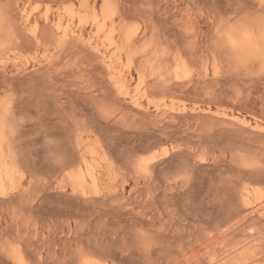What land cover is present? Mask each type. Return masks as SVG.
Returning <instances> with one entry per match:
<instances>
[{
    "label": "rangeland",
    "instance_id": "obj_1",
    "mask_svg": "<svg viewBox=\"0 0 264 264\" xmlns=\"http://www.w3.org/2000/svg\"><path fill=\"white\" fill-rule=\"evenodd\" d=\"M94 1L0 0V8L10 11L8 24L14 26L0 31V100L4 95L12 97L17 131L7 145L14 151L15 160L21 166L25 154L39 152V157L32 159L34 163L42 162L45 153L39 144L45 139L41 129H46L56 133L57 139H65L77 159L80 149L87 155L91 149L96 150L97 154L87 160L102 173L99 195L88 196L73 193L74 186L64 174L53 175L48 181L51 186L41 193L43 199L31 205L39 209L37 218L31 209L24 210L22 194L28 187L24 179L32 178L21 167L20 189L7 197L0 196V264H13L3 250L5 243L13 240L22 241L30 264L42 259L52 264L71 253L78 243L89 244L88 238L77 232L80 218L87 216L93 226L112 218L123 226L129 212L142 222L137 225L139 231H149L151 245L145 248L138 244L135 231L130 230L127 237L121 232L118 244H109L104 235L100 237L103 244L93 237L91 247L96 252L92 254L112 264L126 260L138 264H207L204 258L188 262L186 257L207 241L208 232H220L247 216V223H237L226 233V244H232L244 237L249 226L261 229L264 220L262 212L252 213L242 200L246 184L264 193V183L260 182L264 175V132L252 131L215 114L225 110L264 122V79L233 74L226 60L211 47L220 19L233 17L236 10H227L229 0H224L225 7L216 8L211 16L207 5L216 0H111L113 5H119L116 17L122 25L146 30L144 40L167 50V62L173 63L174 57L181 54L193 71L191 82L151 79L149 96L145 97L137 81L138 69L145 67L146 58H138L131 68L126 65V56L117 60L118 71L131 80L130 95H136L146 107L139 110L119 96L114 73L104 65L102 54L91 51L76 38L61 42L63 32L54 27L65 2L78 8ZM98 1L100 7L103 0ZM253 3L258 6L259 0ZM22 8L31 15L30 26L22 24ZM62 19L69 29L79 26L77 17L62 14ZM34 22L39 25L38 38L28 29ZM94 28L88 17L83 27L86 40L102 42L103 37ZM104 51L108 55L113 52L111 47ZM215 60L221 67L218 75L214 72ZM106 89H110L114 103L104 125L114 119L112 127L119 125L123 145L152 148V153H158L153 164L160 166L147 179L135 175V168L116 165L119 171L113 170L116 162L104 139L108 128L89 124L93 102L97 95H106ZM21 100L23 105L19 104ZM156 103L165 105L169 112L184 107L187 111L164 119L162 112L155 109ZM65 114L72 118L66 119ZM78 132L84 136L80 147L75 138ZM173 157L179 160V169L170 170L163 163ZM218 194L223 199H218ZM108 231H112L111 226ZM110 239L116 240L117 236L113 234Z\"/></svg>",
    "mask_w": 264,
    "mask_h": 264
},
{
    "label": "bare ground",
    "instance_id": "obj_2",
    "mask_svg": "<svg viewBox=\"0 0 264 264\" xmlns=\"http://www.w3.org/2000/svg\"><path fill=\"white\" fill-rule=\"evenodd\" d=\"M82 4L85 5V7L76 8L72 3L74 9L67 12L63 11V13H61L55 20L54 27L56 30L63 32L61 41L64 42L70 37L76 38L85 42L84 44L89 46L91 51L97 54H102L104 65L114 73V86L122 100L129 101L139 110L146 108L144 104L138 100L136 95H130L131 80L123 75L122 70L118 71L116 62L124 56L127 58L126 65L128 68H131L138 58H146L145 67L138 69V84H140L141 76L144 77V86L139 89L142 96H149V82L151 79L170 80L171 78H174L178 80H187L188 82L193 80V71L188 60L185 59L183 55L178 54L174 57L173 63L167 62L166 60L169 57V52L164 49H157L156 44L153 41H145L146 30L139 31L138 26H135L138 31L134 36L129 38L127 33L128 25H122L119 18H117L116 15L113 16L112 8L106 6L113 5L111 0H103L100 7L98 0H95L94 3L89 6L86 3ZM86 10H90V12H87ZM62 14H66L72 18L77 17L79 20L78 28L69 29L68 27H65L63 25ZM20 16L22 24L24 26H30L31 15L26 12L24 8L21 9ZM82 17L86 22L88 17L92 18L96 34L103 37L102 42L86 40L83 33V27L86 22L83 25L81 24ZM8 18L10 19V11L7 10V8H0V31L5 32L6 29H13L14 26L11 25L12 23L8 24ZM28 29L34 30L36 34L33 36L38 38L39 25L37 22H34L33 26L28 27ZM143 40L145 42L141 43ZM2 45L3 42H0V46ZM108 47H111L113 50L110 55L106 54L104 51V49ZM220 69V64L215 60V74L218 75ZM155 109L162 112L164 119L175 118L177 114L187 111V108L184 107L169 112L165 105L158 103L155 104ZM215 114L255 132H262L261 129H264V122L260 120L253 121L241 114L230 113L225 110L216 111ZM83 137L82 132L76 134L75 138L78 147L83 144ZM8 141L9 139L0 145V184L8 189L10 194L14 192L12 191L13 188L17 191L21 187L18 179V174L21 172V166L17 160H15L14 151L8 147ZM151 150L153 149L151 148ZM164 150L169 153V148ZM80 152V158L77 159V163L75 164V173L74 175L68 176L67 180L84 196L97 192L99 193L102 173L89 164V161L87 160L89 156H95L97 151L91 149L89 155L82 151V149H80ZM160 156H162V154H160ZM150 165L151 164L147 165L149 169ZM89 180L91 184H89ZM64 185L65 184L62 183V186ZM85 193H87V195H85ZM242 200L244 205L251 210L252 213H261L264 211V203H262V201H264V193L260 192V189L254 188L250 184H246L242 191ZM232 219L234 220L235 217ZM241 222L247 223V216L240 218L234 223V225ZM234 225L228 228H224L223 226L224 230L222 229L220 232H208L207 241L201 243V245L190 256L186 257L187 261L191 262L193 260H199V258H204L207 264L264 263V237H262L261 229L249 226V231L242 239L240 238L237 242L232 244H226V233ZM3 250L13 264H30L21 240L7 241L3 246ZM90 259L94 261V264H112L110 261L101 259L94 254H91ZM198 264L202 263L198 262Z\"/></svg>",
    "mask_w": 264,
    "mask_h": 264
},
{
    "label": "snow or ice",
    "instance_id": "obj_3",
    "mask_svg": "<svg viewBox=\"0 0 264 264\" xmlns=\"http://www.w3.org/2000/svg\"><path fill=\"white\" fill-rule=\"evenodd\" d=\"M106 6L112 8V14L115 16L116 9L119 5ZM50 7H54V5H50ZM80 7L83 8L85 5L81 4ZM137 7H143V5H137ZM218 7L221 9L225 7L224 0H216L215 4L209 2L207 5L209 15L211 16L214 10ZM226 7L228 11H232L233 9L236 10L233 17H228L229 20L234 17H240L241 13H243L245 17L258 16L261 20H264V0H259L258 6L253 3V0H229ZM73 9L74 6L72 4L65 2L63 11L67 12ZM85 22V19L82 17L81 24L83 25ZM216 29L218 34H223L220 31L219 25H216ZM30 31L32 32V35L36 34L34 30ZM137 31L138 30L135 25L128 26L127 33L129 38L134 36ZM233 43L235 42L233 41ZM83 51L87 50L85 49ZM262 79H264V77H262ZM143 80L144 77L141 76L140 84L137 85L138 89L144 86ZM0 87L3 86L0 85ZM5 92H7L6 88ZM11 100L12 97L9 95H4L3 99L0 100V145L15 136L17 131V121L13 115V105ZM23 103V100L19 102L20 105H23ZM112 103L114 102L111 99L110 89H106V95L102 97L97 95L93 102V112L89 117L90 126L95 127L97 124L104 125V120L107 118L108 113L112 110ZM65 118L71 119L72 117L70 114H65ZM76 123L77 125L79 124L78 121H76ZM114 123V119H108L107 124L104 125L108 128L109 133L104 137L105 147L110 148L111 155L116 162V164L113 165V170L119 171V169L116 168V165L129 170H131V168H135V175H143L147 179L151 175V172L160 166L159 164H153V160L158 158V153H151L150 149H141L140 147L133 148L130 144L123 145L118 136L121 131L119 125L117 124L115 127H112ZM261 131L264 132V129H261ZM113 133H116L117 135H113ZM41 135L45 138L44 143L39 144V148L45 153L43 161L40 163L33 162L32 157H39V152H33L31 155L25 154L21 160V167L23 168V172L27 173V175L32 179H24L23 175L20 177L21 179H24V183L28 185L27 188L23 189L22 194V202L26 205L24 210L29 211V209H31L33 213L37 214V218H39V209L31 208L33 201H35L37 205L40 203L43 199L41 193L47 187L51 186L48 181L51 180L53 175L59 176L60 174H64L66 180L68 176L74 175L75 164L77 163L76 155L74 151L69 149L65 139H57L56 133L49 132L46 129H41ZM48 137L51 138L49 139ZM113 141L115 142L114 145ZM173 151L175 150L173 149ZM142 152L146 154L140 155ZM179 155L182 156L184 153H180ZM201 159H203V157H201ZM163 163L167 165L170 170L179 169L181 166L176 157H173L171 160H165ZM149 164H153L152 169L147 167ZM262 169H264V165H262ZM45 177L48 179L46 180ZM260 182L264 183V175H262ZM225 183L227 184L229 182L226 181ZM118 187L119 186L117 185V188ZM129 187H131V184H129ZM64 190L67 192L66 186ZM12 191H15V188H13ZM72 191L73 193L79 194L75 187H73ZM85 195H87V193H85ZM97 195H99L98 192ZM0 196H9V190L4 188L2 184H0ZM115 199L119 200V196L115 197ZM218 199H223V197L218 194ZM233 202H235L234 198ZM262 203H264V201H262ZM262 215H264V211H262ZM128 217L129 219L125 220L123 226L115 222L112 218H109L107 222L100 220L95 224V226H93V223L89 221L87 216L80 218L78 221L77 232L86 236L89 240V244L80 246L78 243L71 253L66 254L63 259L53 261L52 264H94V261L90 259V256L93 252H96V249L91 247V240L95 237L99 243L103 244V241L100 240L101 235H104L109 244H118L121 232H123L125 237H127L130 235V230H134L136 242L145 248L149 247L153 242L149 231H139L137 229V225L142 222L131 212H129ZM261 225V234L262 237H264V220L261 221ZM109 226L112 228L111 232L108 231ZM113 234L117 236L116 240L110 239ZM31 264H49V261L46 259H42L40 261L32 260ZM121 264H138V262L126 260L121 261Z\"/></svg>",
    "mask_w": 264,
    "mask_h": 264
},
{
    "label": "clouds",
    "instance_id": "obj_4",
    "mask_svg": "<svg viewBox=\"0 0 264 264\" xmlns=\"http://www.w3.org/2000/svg\"><path fill=\"white\" fill-rule=\"evenodd\" d=\"M218 25L223 34L216 29L211 47L226 60L229 70L237 75L264 77V20L242 14L231 20L221 18Z\"/></svg>",
    "mask_w": 264,
    "mask_h": 264
}]
</instances>
